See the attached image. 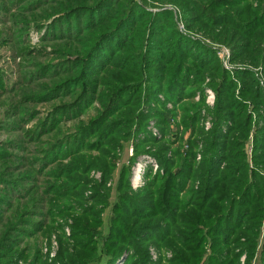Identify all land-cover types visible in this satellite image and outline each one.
I'll return each instance as SVG.
<instances>
[{"label": "trees", "instance_id": "1", "mask_svg": "<svg viewBox=\"0 0 264 264\" xmlns=\"http://www.w3.org/2000/svg\"><path fill=\"white\" fill-rule=\"evenodd\" d=\"M176 4L185 27L226 45L234 65L223 66L214 45L182 32L170 9L138 15L130 5L124 17L93 37L82 58V77L98 84L104 76L100 83L114 95L108 109L118 115L109 122L103 116L91 132L87 127L86 137L95 135L91 147L99 154L87 160L72 153V172L97 168L101 177L89 195L77 190L82 182L72 186L70 201L82 202V215L72 219L74 246L60 239L62 264H111L123 251H131L128 264H162L150 258V244L170 248L175 259L189 264L201 256L197 252L207 242L213 250L207 254L211 264H240L243 254L242 264H252L254 254L257 264H264V87L247 67L264 71V0ZM79 64L75 62L74 69ZM98 68L105 75L91 77L89 69ZM206 78L215 93L209 109L212 125L208 130L200 125L202 99L182 106L179 122L192 126L197 135L188 138L186 147L172 150L173 141L157 139L146 128L154 119L165 134L174 114L156 93L172 102L190 99L196 89L203 90ZM85 95L80 91L77 97ZM128 135L134 141L131 159L140 151L149 153L162 170L132 189L129 166L122 164L111 203L107 182L114 168L112 152ZM200 147L202 157L196 160ZM106 208L110 214L104 230ZM223 253L231 255L222 260ZM15 258L0 253V264H11Z\"/></svg>", "mask_w": 264, "mask_h": 264}, {"label": "rangeland", "instance_id": "2", "mask_svg": "<svg viewBox=\"0 0 264 264\" xmlns=\"http://www.w3.org/2000/svg\"><path fill=\"white\" fill-rule=\"evenodd\" d=\"M130 5L132 14L138 15L170 9L182 32L206 40L217 49L228 48L187 29L176 0H0V253L14 254L16 258L11 264H62L58 258L60 239L67 241L69 247L74 246L72 219L82 215L78 214L82 202L70 201L73 197L70 191L76 182H82L77 190L89 195L101 171L92 168L85 174L72 172L75 164L72 153L81 154L87 160L99 154L91 147L95 135L86 137L87 127L91 132L103 116H107L106 122H109L118 115L108 109L114 95L112 88L100 83L104 76L98 84L82 77L84 72L80 69H85L82 58L93 37L124 17ZM86 10L89 12L85 13ZM149 17L145 16L143 21ZM229 54L223 61L225 59L232 68L234 63L230 62ZM75 62L80 63L76 69ZM247 67L253 68L259 83L264 81L261 67ZM89 73L96 78L105 75L99 68L89 69ZM208 83L206 78L202 91L196 89L190 99L176 102L157 92V98L173 109L174 114L165 134L155 126L154 119H150L146 125L150 134L173 141L172 150L181 145L186 147L188 138L196 137L197 132L193 134L192 126L179 122L182 106L190 107L201 99L200 125L205 130L210 129L213 118L209 109L215 96L212 103L206 100L207 90H213ZM80 91L86 95L77 97ZM133 148V138L128 135L120 139L112 152L114 168L107 182L111 203L116 198L115 185L122 164L129 166L132 189L142 187L151 174L162 170L157 158L149 153L140 151L131 159ZM196 152L201 158L202 147ZM197 154L195 158L199 160ZM109 214L106 208L104 230ZM176 249L177 253L181 251ZM148 251L152 260L159 259L162 264H182L168 247L150 244ZM212 251L207 242L197 252L201 256L188 263L211 264L207 254ZM130 253L123 251L111 264H128ZM228 255L231 253H223L221 259L225 260ZM254 256L256 254L251 257L252 264H257ZM244 258L245 254L240 257V264Z\"/></svg>", "mask_w": 264, "mask_h": 264}, {"label": "built area", "instance_id": "3", "mask_svg": "<svg viewBox=\"0 0 264 264\" xmlns=\"http://www.w3.org/2000/svg\"><path fill=\"white\" fill-rule=\"evenodd\" d=\"M217 53H218L219 57L222 58V61H223V57L227 56L229 54V49L225 48V47H221V49H217ZM223 64H224L225 67H230V65H228V63H227V61L225 59L223 61ZM260 83L264 87V81L260 80ZM206 95H207L206 96L207 97L206 100L209 101L210 103H212L213 99H214V96H215L214 91L211 90V89H208ZM208 126H209V121H207V123H206V127H208ZM197 158H200V156L198 154H197Z\"/></svg>", "mask_w": 264, "mask_h": 264}]
</instances>
